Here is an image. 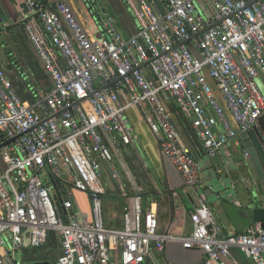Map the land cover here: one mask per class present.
Listing matches in <instances>:
<instances>
[{"label":"built area","instance_id":"1","mask_svg":"<svg viewBox=\"0 0 264 264\" xmlns=\"http://www.w3.org/2000/svg\"><path fill=\"white\" fill-rule=\"evenodd\" d=\"M84 1L96 19L92 31L77 0H21L23 32L49 87L23 102L0 70V146L12 140L0 148V245L8 241L15 259L54 233L61 247L55 264H152L151 251L166 243L199 249L202 264H234L232 248L264 264L261 223L223 234L172 112L209 158L257 126L264 114V0H207L206 14L194 0H162V11L149 0H124L136 29L127 37L100 0ZM135 107L193 202L187 236L158 233L140 194L124 208L121 229L103 223L102 164L113 162V150L135 146L126 116ZM73 192L87 196L89 223L79 219ZM7 256L0 253V264Z\"/></svg>","mask_w":264,"mask_h":264},{"label":"crops","instance_id":"2","mask_svg":"<svg viewBox=\"0 0 264 264\" xmlns=\"http://www.w3.org/2000/svg\"><path fill=\"white\" fill-rule=\"evenodd\" d=\"M149 1L160 11L163 10L162 0ZM194 3L202 14L212 11L207 0H194ZM101 4L114 18L123 36L127 37L135 32L133 19L131 21L126 16L116 17L111 6ZM23 12L21 0H0V70L11 83L15 94L20 99L24 97L21 101L29 102L35 98L34 95L39 97L46 91L49 84L23 32ZM85 14L91 19L89 23L79 11L81 19L92 31L97 26L96 19L93 20L95 17L89 11ZM55 60L62 67L56 54ZM122 97L121 101L124 102L125 98ZM132 109L134 108L127 113ZM139 112L142 115L140 109ZM172 112L180 125L183 143L198 160L200 193L222 227L223 234L244 232L253 221L250 220L248 226L240 228V214L251 215L254 208H264V202L257 196L256 181L248 163L242 160L238 135L214 158H209L193 139L190 128L183 124V117L175 109ZM129 114L130 120L126 116L136 137L135 146H126L121 149V153L113 150V162L110 165L102 164V177H105V182L101 180L105 192V199L102 197L101 200L103 223L108 227L121 229L124 208L130 204L133 196L140 194L143 208L156 214L158 233L187 236L191 231L193 202L185 193L183 180L172 164L161 155L159 142L145 122L134 112ZM112 169L118 174L117 178L112 177ZM78 194L87 199L86 195ZM74 208L80 220L90 222L76 200ZM8 249L9 243L4 240L0 245V253L8 255L5 264H55L61 255L59 238L55 234H51L47 243L40 248L25 246L15 259L9 257ZM202 261L203 253L199 249H183L177 243H166L161 252L152 250L150 260L152 264H202ZM230 262L253 264L236 248L230 250Z\"/></svg>","mask_w":264,"mask_h":264},{"label":"water","instance_id":"3","mask_svg":"<svg viewBox=\"0 0 264 264\" xmlns=\"http://www.w3.org/2000/svg\"><path fill=\"white\" fill-rule=\"evenodd\" d=\"M22 8L24 12L27 11L24 4H22ZM238 139L240 142L242 160L248 163L256 181L257 196L264 202V114L259 118L256 127L248 132L238 134ZM11 142L12 140L5 142L0 148ZM244 153L247 154V157H244ZM53 198L57 200V196ZM240 216L242 221L239 224L240 228L248 226L250 220H252L253 222L261 223L264 229V208H254L251 211V215L249 213H244L240 214Z\"/></svg>","mask_w":264,"mask_h":264},{"label":"rangeland","instance_id":"4","mask_svg":"<svg viewBox=\"0 0 264 264\" xmlns=\"http://www.w3.org/2000/svg\"><path fill=\"white\" fill-rule=\"evenodd\" d=\"M100 1L102 3L107 4L109 7L111 6L113 12L116 14V17L119 16V17L122 18L123 16H126V17H128L129 20L132 21L133 16L130 13V11L129 12L127 11L128 9L126 7V4H125L124 0H100ZM77 5H78V8H79V11L81 12L82 17L86 20L87 23H89L91 21V19H88L86 14H85V12L82 10V8H81L82 3H81L80 0H77ZM93 20H95V18H93ZM130 112H134L136 115H138V117L140 116L142 122H145L144 118L140 114L139 109L137 107L132 109V110H130L126 114V115H128L129 120L131 119L130 114H129ZM145 124H146V122H145ZM0 163H1V160H0ZM119 171L121 172L120 168H119ZM101 180L105 182L104 175L101 178ZM69 198L73 202L76 200L79 203L80 208L82 209V211L86 214V216L89 218V220H91V218H90V209H89V205H88V202H87L88 198L86 199L85 197H80V194H78V193H73V195L69 196ZM103 199H105L104 196H103ZM51 234H54V233H51Z\"/></svg>","mask_w":264,"mask_h":264},{"label":"trees","instance_id":"5","mask_svg":"<svg viewBox=\"0 0 264 264\" xmlns=\"http://www.w3.org/2000/svg\"><path fill=\"white\" fill-rule=\"evenodd\" d=\"M81 3H82L81 8H82V10H83L85 13H86V12L88 13V11L91 12L90 7L87 6V3H86L84 0H82ZM21 99L24 100V97H21ZM182 122H183V124L186 125V123H185L184 121H182Z\"/></svg>","mask_w":264,"mask_h":264}]
</instances>
